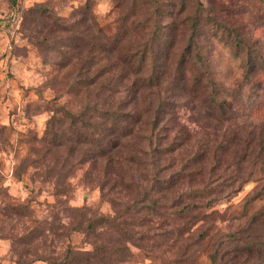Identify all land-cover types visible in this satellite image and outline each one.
<instances>
[{
    "label": "rangeland",
    "instance_id": "rangeland-1",
    "mask_svg": "<svg viewBox=\"0 0 264 264\" xmlns=\"http://www.w3.org/2000/svg\"><path fill=\"white\" fill-rule=\"evenodd\" d=\"M191 1L204 7L198 41L208 47L215 77L230 95L228 106L233 110L226 109L219 120L209 118L206 94L191 98L175 82L170 85L175 97L163 117L190 133L182 144H175L173 161L165 156L157 161L155 143L145 155L139 148L144 138L138 132L121 138L123 155L137 146L142 161L156 160L150 169H161V183L200 142L207 149L213 142L219 144L221 160L214 164L219 175L213 179L220 180L224 192L239 187L231 197L215 203L212 209L218 213L186 231L185 216L173 215L177 203L169 192L154 196L159 190L155 185L141 197L119 184H103L100 168L79 164L77 148L51 147L42 141L53 113L62 107L77 111L91 103L87 99L95 92L93 86L83 90L74 83L79 74L90 77L106 69L105 60L95 66L86 56L91 43L102 40L97 28L105 25L107 32L110 27L114 31L124 17L127 23L157 25L162 33L156 41H175L174 52L180 50L187 39L185 27L176 18L164 28L170 23L174 0H23L14 17L11 1L0 0V264H210L208 253L214 249L232 263L236 242L226 235L241 228L251 215L264 213V88L244 84L245 70L233 61L231 38L221 30L225 27L236 34L251 57L264 56V0ZM191 1L188 11L194 9ZM143 34L138 32V39L143 40ZM130 36L136 37L135 32L121 39L126 42ZM98 51L93 52L96 58ZM113 68L117 73L122 69ZM99 92L107 94L106 88ZM223 97L217 95L218 100ZM211 164L205 162L204 168ZM142 171L141 166H133L131 173L143 185ZM231 171H239L244 181L228 179ZM128 204L133 206V217L143 218L133 221L135 238L127 244L99 223L93 232L86 231L89 220L112 215ZM260 219L254 223L257 231L264 216ZM75 226L80 229L72 230ZM210 227L200 242L192 241ZM101 241L111 252L100 263L102 258L90 254Z\"/></svg>",
    "mask_w": 264,
    "mask_h": 264
},
{
    "label": "trees",
    "instance_id": "trees-1",
    "mask_svg": "<svg viewBox=\"0 0 264 264\" xmlns=\"http://www.w3.org/2000/svg\"><path fill=\"white\" fill-rule=\"evenodd\" d=\"M10 1L11 15L14 17L15 7L19 5V1ZM188 2L189 0H174L169 13L170 23L164 25V28L169 27L177 18L185 27L187 39L179 51L173 50L175 41L169 40L163 43L156 41L157 35L162 33V27L157 25L151 24L148 28L144 24L142 26L127 23L124 17L121 22L117 21L114 31L112 27L109 28L110 33L107 32L108 27L105 25L97 28L102 40H94L86 56L92 57L89 60L95 66L101 60H105L106 69L97 70L90 77L79 74L78 81L74 83L83 90L93 86L95 92L87 99L91 103L80 107L77 111L62 107L59 113H53L48 120L42 141H46L45 143L51 147L65 145L69 148H77L80 151L79 164L89 163L97 169L100 168L103 184H107L106 182L119 184L128 191L135 190L141 197L148 196L155 185L159 190L154 196L160 197L161 193L169 192L174 205L177 203V210L173 215L185 216L186 231H192L195 225L205 222L218 213L217 210L212 209L215 203L223 196L231 197L239 185L224 192L225 189L222 183L220 184V180L214 181L213 175H219L214 164H218L221 160L218 154L219 144L215 142L212 143L211 149H207L200 142L197 149L194 148L187 157L181 158L180 166L172 169L163 183L159 181L162 179L161 169L159 167L150 169L151 164L154 165L162 156L173 161L172 152L176 149L175 144H182L190 133L176 125L173 119L170 118L167 121L163 117L168 111L166 106L171 104L170 98L175 97L171 93L172 83L177 82V85L181 86L180 89L188 93L191 98L200 97L204 92L206 94L204 102H208L206 108L209 118L219 120L224 117L226 109L233 110L232 106H228L230 95L223 90L222 84L215 77L214 60L209 55L208 47L198 41L204 7L199 2L191 1L194 11H188ZM96 26L98 27L99 24ZM211 28H215L216 32L221 30L220 26H211ZM140 31L144 33L143 36L146 35L143 40L137 37ZM221 31L231 38L229 46L232 45L230 48L233 61L238 62L239 69L245 70L244 84L249 83L257 89L264 88V56L254 54L255 56L251 57V53H247L245 49L246 45L239 41L236 34L225 27ZM134 32L136 37L130 36V40L123 42L122 36L131 35ZM247 45V48L253 52L251 45ZM98 48L96 58L93 52ZM102 53H105L103 58L98 59V55ZM116 65L122 68L121 72L114 71L113 67ZM104 88L107 90L106 95L99 92ZM219 94L224 95L222 100H218ZM135 126H140L141 130H136ZM137 132L144 138L139 148L144 150L145 155H147V148H151V144L157 145V150L152 149L156 160L154 159L151 163L142 161L143 159L137 153V146L134 150L127 149L124 155L121 152V138L132 137ZM208 161L212 164L204 168V163ZM133 166L143 168L142 180L145 182L143 185L139 179L133 177L131 173ZM241 176L239 171L234 174L231 171L228 179L232 177L234 182L236 179L243 182ZM132 207L128 204L116 209L112 215H100L97 219L89 220L85 229L87 232H93L96 229L95 224L105 225L116 232L127 244L135 238L133 221L143 218L142 216L133 217ZM261 211L251 215L241 228L226 235L228 240L236 242L232 263L222 260L219 257V249H214L208 253L210 264H264V221L261 222V228L258 231L254 224L264 216V213L259 215ZM176 228L181 230L183 227L177 225ZM79 229V226L72 228V230ZM211 229L212 227L204 230L199 236L192 238V241L200 242V238L208 235ZM109 252L111 248L105 241H101L93 247L90 255L102 258L101 263Z\"/></svg>",
    "mask_w": 264,
    "mask_h": 264
},
{
    "label": "built area",
    "instance_id": "built-area-1",
    "mask_svg": "<svg viewBox=\"0 0 264 264\" xmlns=\"http://www.w3.org/2000/svg\"><path fill=\"white\" fill-rule=\"evenodd\" d=\"M19 2H22L23 0H18Z\"/></svg>",
    "mask_w": 264,
    "mask_h": 264
}]
</instances>
